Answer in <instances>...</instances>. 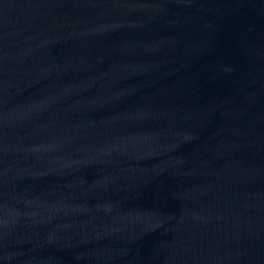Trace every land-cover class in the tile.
<instances>
[{"label": "water", "instance_id": "95a60500", "mask_svg": "<svg viewBox=\"0 0 264 264\" xmlns=\"http://www.w3.org/2000/svg\"><path fill=\"white\" fill-rule=\"evenodd\" d=\"M0 264H264V0H0Z\"/></svg>", "mask_w": 264, "mask_h": 264}]
</instances>
